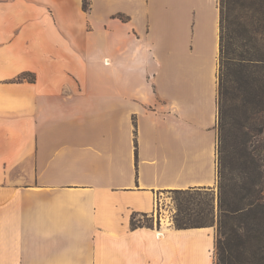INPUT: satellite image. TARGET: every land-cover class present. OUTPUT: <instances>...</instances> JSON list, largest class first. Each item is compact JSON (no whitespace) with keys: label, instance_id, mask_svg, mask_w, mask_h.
<instances>
[{"label":"crops","instance_id":"1","mask_svg":"<svg viewBox=\"0 0 264 264\" xmlns=\"http://www.w3.org/2000/svg\"><path fill=\"white\" fill-rule=\"evenodd\" d=\"M218 66V0H0V264H214L131 217L216 193Z\"/></svg>","mask_w":264,"mask_h":264},{"label":"trees","instance_id":"2","mask_svg":"<svg viewBox=\"0 0 264 264\" xmlns=\"http://www.w3.org/2000/svg\"><path fill=\"white\" fill-rule=\"evenodd\" d=\"M218 5L216 207L212 191L172 190L173 224L188 229L216 223L214 264H264V146H254L264 132V0ZM82 8L88 12L90 0H82ZM23 81L33 83L35 75L25 72L12 80ZM202 194L209 199H198ZM133 218L131 227H140Z\"/></svg>","mask_w":264,"mask_h":264},{"label":"rangeland","instance_id":"3","mask_svg":"<svg viewBox=\"0 0 264 264\" xmlns=\"http://www.w3.org/2000/svg\"><path fill=\"white\" fill-rule=\"evenodd\" d=\"M201 9L203 12H209L210 10V5L204 1L201 3ZM210 13V12H209ZM264 132L262 135L259 136L258 141L259 142H255L254 146L256 147H263L264 146ZM255 141V140H254ZM262 141V142H261ZM262 154H264V152H262ZM176 197L177 195H174L172 193H164V195L161 196V200L158 201L157 205H156V211L153 214V218H151V216L149 215H134L133 218V224L134 226H147V225H152V223L154 224L157 220V216L158 214H160V216H170L172 222H173V216L176 213ZM194 197H196V195H194ZM208 196H205L204 194L200 195L198 197V199H201L203 201H205ZM180 198H183V196H180ZM216 200H217V189H216V193L214 194V202H215V207H216ZM158 208V209H157ZM167 218V217H166ZM169 219V218H168Z\"/></svg>","mask_w":264,"mask_h":264},{"label":"built area","instance_id":"4","mask_svg":"<svg viewBox=\"0 0 264 264\" xmlns=\"http://www.w3.org/2000/svg\"><path fill=\"white\" fill-rule=\"evenodd\" d=\"M156 205H157V203H156V201H155V205H154V206L156 207Z\"/></svg>","mask_w":264,"mask_h":264},{"label":"bare ground","instance_id":"5","mask_svg":"<svg viewBox=\"0 0 264 264\" xmlns=\"http://www.w3.org/2000/svg\"><path fill=\"white\" fill-rule=\"evenodd\" d=\"M160 237V236H159Z\"/></svg>","mask_w":264,"mask_h":264}]
</instances>
